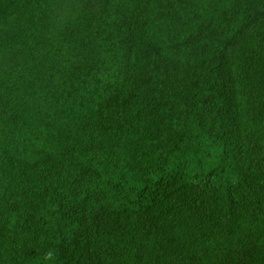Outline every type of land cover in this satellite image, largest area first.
<instances>
[{
	"label": "trees",
	"instance_id": "obj_1",
	"mask_svg": "<svg viewBox=\"0 0 264 264\" xmlns=\"http://www.w3.org/2000/svg\"><path fill=\"white\" fill-rule=\"evenodd\" d=\"M0 264H264V0H0Z\"/></svg>",
	"mask_w": 264,
	"mask_h": 264
}]
</instances>
